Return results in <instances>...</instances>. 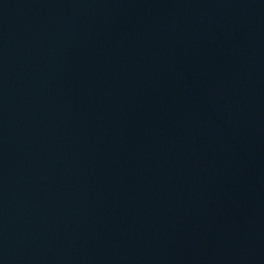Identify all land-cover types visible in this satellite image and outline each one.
I'll use <instances>...</instances> for the list:
<instances>
[{
    "label": "water",
    "instance_id": "95a60500",
    "mask_svg": "<svg viewBox=\"0 0 264 264\" xmlns=\"http://www.w3.org/2000/svg\"><path fill=\"white\" fill-rule=\"evenodd\" d=\"M0 264H264V0H0Z\"/></svg>",
    "mask_w": 264,
    "mask_h": 264
}]
</instances>
